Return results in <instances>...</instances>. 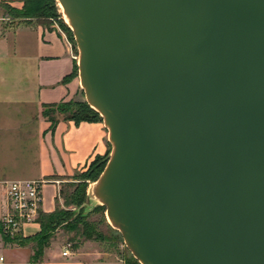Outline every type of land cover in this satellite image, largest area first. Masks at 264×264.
Instances as JSON below:
<instances>
[{
	"label": "water",
	"instance_id": "1",
	"mask_svg": "<svg viewBox=\"0 0 264 264\" xmlns=\"http://www.w3.org/2000/svg\"><path fill=\"white\" fill-rule=\"evenodd\" d=\"M55 1L112 145L90 197L134 258L264 264V0Z\"/></svg>",
	"mask_w": 264,
	"mask_h": 264
},
{
	"label": "crops",
	"instance_id": "2",
	"mask_svg": "<svg viewBox=\"0 0 264 264\" xmlns=\"http://www.w3.org/2000/svg\"><path fill=\"white\" fill-rule=\"evenodd\" d=\"M23 1L0 4L22 8ZM76 64L73 47L53 25L33 19L0 32V221L5 183L51 181L43 189V212L52 213L58 204L63 207L62 179L85 171L108 153L103 123L61 120L52 130L41 116L44 104L84 100L79 72L64 82ZM40 231V224L27 225L22 238L31 239ZM33 246L6 242L0 230V264H134L105 242L90 240L73 245L68 256H63L65 244L55 240L41 260L32 263Z\"/></svg>",
	"mask_w": 264,
	"mask_h": 264
},
{
	"label": "trees",
	"instance_id": "3",
	"mask_svg": "<svg viewBox=\"0 0 264 264\" xmlns=\"http://www.w3.org/2000/svg\"><path fill=\"white\" fill-rule=\"evenodd\" d=\"M54 2L55 0H24L23 7L21 10H16V17L25 20H51L54 17ZM8 3L4 2L0 4V7H6ZM49 10L52 11L49 13ZM42 24L47 25V22L40 21ZM78 74V66L76 64L74 72L71 76L67 77L64 82L69 81L75 75ZM59 114L61 117H56ZM42 115L44 118L51 123V129L54 130L57 124L61 121H74L76 124L81 122H101L103 123V118L101 115L92 109L88 103L83 101H70L61 102L57 104H44L42 105ZM109 145V144H108ZM109 155V150L106 156L97 157L91 164V171L95 168L99 169L101 172L104 171L106 166L107 157ZM95 172V171H93ZM73 179L75 181L81 180V175L76 174L72 177H66ZM65 178V179H66ZM63 180V179H62ZM71 183L67 185L68 188H74V193L69 194L65 188L60 190V198L64 200L63 208L57 206L56 210L52 213L42 212L39 217V222L41 225V231L38 235L31 239H23L18 237L14 240L5 238L6 242L17 243L19 245H26L33 243L34 254L32 257V263H37L41 260L44 250L49 247L52 240L55 238L59 231L65 232H75L79 234L84 240L104 242L107 238L104 234L99 231L98 223L91 222L88 216H85L82 212H77L76 210L84 203L86 198V186L84 183L80 182ZM70 208H75L72 210ZM98 209V208H97ZM96 209V210H97ZM106 210V208H105ZM134 264H140L138 261H134Z\"/></svg>",
	"mask_w": 264,
	"mask_h": 264
},
{
	"label": "rangeland",
	"instance_id": "4",
	"mask_svg": "<svg viewBox=\"0 0 264 264\" xmlns=\"http://www.w3.org/2000/svg\"><path fill=\"white\" fill-rule=\"evenodd\" d=\"M22 8H18L14 5H6V7L1 8V13H0V32L6 33V31L9 28L16 27L19 23L23 22H32V20H25V19H20L16 17V10H21ZM52 11L49 10V13ZM54 17L51 18L52 21L50 20H37V22L44 21L47 22V26L53 25L56 27L57 30H59L61 33H64L66 38L68 39L70 45L73 47L74 50V56L77 57V63H78V58H79V51L77 49V45L75 42V39L73 37V32L66 23L63 14L61 11L58 10L56 2H54ZM78 66V65H77ZM79 72V70H78ZM84 98V97H83ZM85 100V98H84ZM83 102H86V100ZM87 103V102H86ZM93 109V108H92ZM41 116L44 118V116L41 113ZM56 117H61V115L56 114ZM47 120V118H44ZM48 121V120H47ZM108 150H109V155L107 157V161L110 158L111 152H112V145L108 142ZM93 163V162H92ZM91 163V164H92ZM91 164L87 167L85 171L79 172L77 174L81 175V180L75 181L70 178H66L62 180L61 188H65L69 194L74 193V188H68L67 185H70L71 183H77L75 185H78V183L82 182L84 183L83 185L86 186V198L84 203L76 210L75 208H70L72 210H76L77 212H82L85 216H88L89 220L91 222H96L98 223V229L101 231L104 236L107 238L106 245H110L114 250H116L121 256H123L125 259H128L130 261H135L136 259L132 255V253L129 251L127 246L124 243L123 237L121 233L115 229L107 215H106V210L105 206L101 205L100 202L96 201L93 203L91 197H90V190L91 187L94 185V183L99 179L103 171L101 172L98 168L93 171H91L92 166ZM107 165V163H106ZM106 167V166H105ZM62 203L64 204V200L62 199ZM64 207V206H63ZM62 207V208H63ZM98 208V209H97ZM97 209V210H96ZM58 241L60 244H67V243H72L73 245H76L83 241L84 239L77 233L73 232H65V231H59L55 238L52 240ZM137 261V260H136Z\"/></svg>",
	"mask_w": 264,
	"mask_h": 264
},
{
	"label": "built area",
	"instance_id": "5",
	"mask_svg": "<svg viewBox=\"0 0 264 264\" xmlns=\"http://www.w3.org/2000/svg\"><path fill=\"white\" fill-rule=\"evenodd\" d=\"M74 59L77 60V57L74 56ZM50 182L34 180L4 184L5 212L0 221V230L5 238L14 240L23 237L25 226L40 224L39 217L43 212V189ZM72 246V243L65 244L63 256L70 254Z\"/></svg>",
	"mask_w": 264,
	"mask_h": 264
},
{
	"label": "bare ground",
	"instance_id": "6",
	"mask_svg": "<svg viewBox=\"0 0 264 264\" xmlns=\"http://www.w3.org/2000/svg\"><path fill=\"white\" fill-rule=\"evenodd\" d=\"M60 11H61V13H62L63 16H64V19H65L66 23L69 24L68 18L66 17L65 12H64V9L62 8L61 5H60Z\"/></svg>",
	"mask_w": 264,
	"mask_h": 264
}]
</instances>
